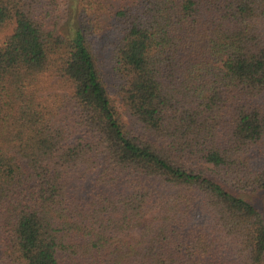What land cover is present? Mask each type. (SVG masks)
I'll use <instances>...</instances> for the list:
<instances>
[{
	"label": "trees",
	"instance_id": "obj_1",
	"mask_svg": "<svg viewBox=\"0 0 264 264\" xmlns=\"http://www.w3.org/2000/svg\"><path fill=\"white\" fill-rule=\"evenodd\" d=\"M259 190L264 0H0V264H264Z\"/></svg>",
	"mask_w": 264,
	"mask_h": 264
},
{
	"label": "rangeland",
	"instance_id": "obj_2",
	"mask_svg": "<svg viewBox=\"0 0 264 264\" xmlns=\"http://www.w3.org/2000/svg\"><path fill=\"white\" fill-rule=\"evenodd\" d=\"M62 33L65 35L69 34L71 31V26L66 23V25L63 26L61 29ZM105 80L108 85H110L113 82L112 76L108 73V71H105ZM234 194L241 197L245 201L249 202L253 206H255L258 210L261 211V213L264 216V190H259L255 192H237L234 191Z\"/></svg>",
	"mask_w": 264,
	"mask_h": 264
}]
</instances>
